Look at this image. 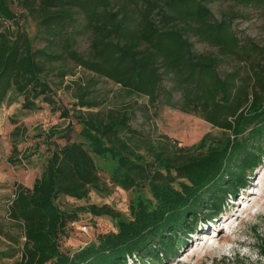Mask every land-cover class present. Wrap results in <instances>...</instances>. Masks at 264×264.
<instances>
[{"label":"trees","instance_id":"1","mask_svg":"<svg viewBox=\"0 0 264 264\" xmlns=\"http://www.w3.org/2000/svg\"><path fill=\"white\" fill-rule=\"evenodd\" d=\"M213 1L20 0L47 43L38 47L22 31L0 33V108L19 97L25 109L37 108L38 100L54 106L45 76L56 67L62 77L72 73L70 60L93 74L78 81L76 113L61 109L69 126L44 133L49 154L42 174L13 201L11 215L24 228L23 264H161L248 187L264 157V48L238 35L237 16L217 18ZM221 1L264 11V0ZM0 18H16L9 0H0ZM81 34L85 50L76 45ZM190 36L215 51L195 50ZM97 79L119 86L120 103L94 95ZM140 97L198 115L224 135L207 133L183 146L168 134L153 136L134 123ZM54 135L63 142H51ZM116 187L129 193V216L107 204L76 210L59 204ZM81 211L112 218L116 229L65 248L67 226ZM259 252L264 257V242Z\"/></svg>","mask_w":264,"mask_h":264},{"label":"rangeland","instance_id":"2","mask_svg":"<svg viewBox=\"0 0 264 264\" xmlns=\"http://www.w3.org/2000/svg\"><path fill=\"white\" fill-rule=\"evenodd\" d=\"M9 5L16 18H0V33L15 36L22 31L29 34L38 47L46 44V36L38 34L37 19L29 15L20 0H9ZM209 6L217 18L223 13L237 16L233 24L238 35L264 48V11L260 7L221 0L213 1ZM67 26L72 31L79 27L77 21ZM76 38L78 49L85 50L88 45L86 34ZM190 40L199 52L215 51L214 47L194 36H190ZM261 62L264 64V53ZM70 63L73 64L70 65L73 72L65 77L58 75V67L45 76L53 88L56 100L54 106L38 100L37 108L25 109L24 98L19 97L0 108V264H23L24 228L11 215L13 201L22 187L32 188L44 170L49 154V141L45 139L44 133L51 128L65 130L69 126L70 118L63 117L61 109H68L71 115L76 113L78 81L82 79L87 82L93 76L91 72L75 66L71 60ZM225 68L222 67L223 70ZM118 87L105 79H97L92 92L105 102L113 99L120 103V97L115 96ZM136 101L137 117L134 123L153 136L168 134L183 146L197 143L207 133L215 138L224 135L220 128L198 115L164 105H150L145 97L136 98ZM72 124L76 130L80 128L75 122ZM50 141L63 142L58 135H54ZM129 198L127 191L116 187L110 194L92 191L87 199L82 200L67 196L59 204L68 210L92 203L107 204L129 216ZM225 208L221 216L206 221L201 228L197 227V233L191 235L188 246L161 264H222L223 261L231 264H264V257L259 252L264 242V157L261 166L251 176L248 187L242 188L237 198L230 197ZM76 222L86 223L88 231H81ZM114 229L112 218L95 217L81 211L77 220L67 226L69 235L63 247L74 250L95 240L98 233ZM204 230L207 232L204 233ZM237 249L240 251L238 259L234 257Z\"/></svg>","mask_w":264,"mask_h":264},{"label":"built area","instance_id":"3","mask_svg":"<svg viewBox=\"0 0 264 264\" xmlns=\"http://www.w3.org/2000/svg\"><path fill=\"white\" fill-rule=\"evenodd\" d=\"M78 228H79L81 231H83V232H87L89 226H88L87 224H79V225H78Z\"/></svg>","mask_w":264,"mask_h":264},{"label":"clouds","instance_id":"4","mask_svg":"<svg viewBox=\"0 0 264 264\" xmlns=\"http://www.w3.org/2000/svg\"><path fill=\"white\" fill-rule=\"evenodd\" d=\"M236 252H239L240 253V251L237 249V251Z\"/></svg>","mask_w":264,"mask_h":264}]
</instances>
